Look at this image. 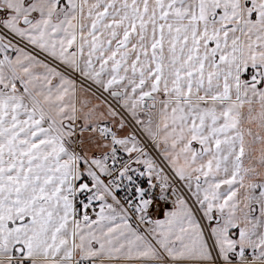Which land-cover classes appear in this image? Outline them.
I'll list each match as a JSON object with an SVG mask.
<instances>
[{"label": "snow or ice", "instance_id": "1", "mask_svg": "<svg viewBox=\"0 0 264 264\" xmlns=\"http://www.w3.org/2000/svg\"><path fill=\"white\" fill-rule=\"evenodd\" d=\"M0 264H264V0H0Z\"/></svg>", "mask_w": 264, "mask_h": 264}]
</instances>
